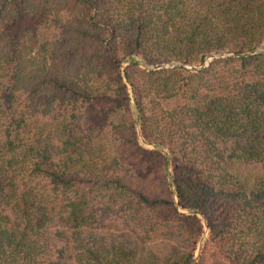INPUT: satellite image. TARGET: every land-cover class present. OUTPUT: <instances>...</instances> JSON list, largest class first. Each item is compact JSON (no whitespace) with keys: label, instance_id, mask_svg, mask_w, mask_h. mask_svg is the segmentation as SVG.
I'll return each mask as SVG.
<instances>
[{"label":"trees","instance_id":"obj_1","mask_svg":"<svg viewBox=\"0 0 264 264\" xmlns=\"http://www.w3.org/2000/svg\"><path fill=\"white\" fill-rule=\"evenodd\" d=\"M0 264H264V0H0Z\"/></svg>","mask_w":264,"mask_h":264},{"label":"water","instance_id":"obj_2","mask_svg":"<svg viewBox=\"0 0 264 264\" xmlns=\"http://www.w3.org/2000/svg\"><path fill=\"white\" fill-rule=\"evenodd\" d=\"M261 49V46H259V47H256V48H254V49H252V50H249L248 52H246L247 54L248 53H253V52H256V51H258V50H260ZM215 55H217V54H215ZM213 56V54L212 55H210L209 56V58H211ZM167 64V62H162V63H158V64H155V65H152L151 67H160V66H165ZM205 64V63H204Z\"/></svg>","mask_w":264,"mask_h":264},{"label":"rangeland","instance_id":"obj_3","mask_svg":"<svg viewBox=\"0 0 264 264\" xmlns=\"http://www.w3.org/2000/svg\"><path fill=\"white\" fill-rule=\"evenodd\" d=\"M209 58V57H208ZM167 65V64H166Z\"/></svg>","mask_w":264,"mask_h":264}]
</instances>
